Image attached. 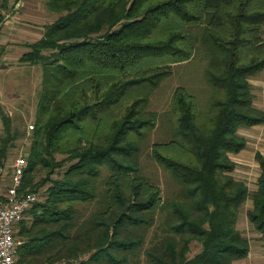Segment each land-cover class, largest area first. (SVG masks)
<instances>
[{
    "label": "trees",
    "instance_id": "16d2710c",
    "mask_svg": "<svg viewBox=\"0 0 264 264\" xmlns=\"http://www.w3.org/2000/svg\"><path fill=\"white\" fill-rule=\"evenodd\" d=\"M45 6L58 18L20 59L40 69L41 87L19 194L48 188L14 228L17 264H235L249 253L236 228L248 199L264 246V157L255 155L253 193L231 177L229 158L246 148L239 130L264 125L249 83L264 71V0ZM196 57L208 100L177 88L163 116L170 141L150 147L174 187L163 199L140 165L163 122L147 108L172 68ZM0 119L3 167L17 134ZM192 243L200 252L190 257Z\"/></svg>",
    "mask_w": 264,
    "mask_h": 264
},
{
    "label": "rangeland",
    "instance_id": "374dc122",
    "mask_svg": "<svg viewBox=\"0 0 264 264\" xmlns=\"http://www.w3.org/2000/svg\"><path fill=\"white\" fill-rule=\"evenodd\" d=\"M36 3L35 1L33 5L37 6ZM45 3L46 0H40L38 3L40 8V24L44 25V27L58 18V16L48 12ZM204 66V61L196 57L189 63L173 67L172 75L164 80L151 96L147 111L157 114L159 119L163 121L165 118L163 116L170 111L172 96L177 88L185 89L189 94L195 96L200 105L203 106L210 96V91L205 83ZM21 70L24 78L23 82L17 81V83L12 85L14 87L13 90L9 89L5 92V98L0 99V116L3 114L10 119L12 132L17 134L15 141L12 143L13 147L9 151L8 159L3 163L2 169L5 170V175L3 177L0 176L3 194H6L10 186L9 179L14 160L18 157L25 159L27 157L26 154L30 147V137L37 110L38 93L41 87V71L38 67H26ZM249 83L253 94V106L264 113V71L250 79ZM168 133L169 127L164 121H159L156 129L149 134L145 150L140 158L144 177L160 188L163 199L171 196L174 187L166 173L150 159V147L155 144H166L169 142L170 137ZM238 135L245 140L246 148L239 154L229 156L231 162L234 164L231 177L235 181L243 183L249 192L253 193L257 189L260 175L255 155L259 153L264 157V125L250 129H241ZM3 137L4 131L0 119V139ZM40 178L41 176L37 180L39 181ZM57 178L60 179V176H54L53 179ZM46 188H48V185L39 191L40 200H43L42 196ZM251 208L252 203L248 199L241 207L238 215L236 228L248 241L249 253L246 259L235 264H264V246L260 235L249 224L246 217ZM93 209L94 207L90 206L84 207L83 210H85V215H88ZM152 236L153 232L148 235V241L151 240ZM15 239H18L16 230ZM199 252L200 246L197 243H192L190 257Z\"/></svg>",
    "mask_w": 264,
    "mask_h": 264
},
{
    "label": "crops",
    "instance_id": "0c3cea01",
    "mask_svg": "<svg viewBox=\"0 0 264 264\" xmlns=\"http://www.w3.org/2000/svg\"><path fill=\"white\" fill-rule=\"evenodd\" d=\"M35 1L37 6L33 5ZM39 1L0 0V99L5 98L9 89L13 90L12 85L17 81L23 82L21 69L29 66L21 64L20 59L29 52V46L43 36ZM2 168L0 176L3 177L5 170ZM2 189L0 183V198L5 196Z\"/></svg>",
    "mask_w": 264,
    "mask_h": 264
},
{
    "label": "built area",
    "instance_id": "2783aa9c",
    "mask_svg": "<svg viewBox=\"0 0 264 264\" xmlns=\"http://www.w3.org/2000/svg\"><path fill=\"white\" fill-rule=\"evenodd\" d=\"M26 168L25 158L18 157L14 160L10 186L4 198H0V264H17V247L20 243L14 239V228L39 201L38 194H19Z\"/></svg>",
    "mask_w": 264,
    "mask_h": 264
}]
</instances>
